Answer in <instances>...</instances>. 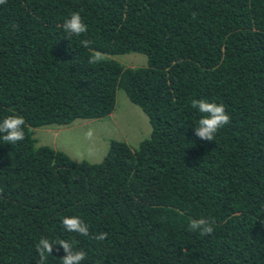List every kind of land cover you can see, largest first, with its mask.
<instances>
[{
  "label": "trees",
  "instance_id": "trees-1",
  "mask_svg": "<svg viewBox=\"0 0 264 264\" xmlns=\"http://www.w3.org/2000/svg\"><path fill=\"white\" fill-rule=\"evenodd\" d=\"M74 11L80 37L63 29ZM129 52L146 65L114 58ZM118 89L151 125L137 148L111 139L91 163L36 145L34 128L109 115ZM193 99L230 114L214 141L195 135ZM13 114L25 139H0V264H37L41 237L85 251L81 264H264V0H6L0 121ZM202 218L211 233L189 230Z\"/></svg>",
  "mask_w": 264,
  "mask_h": 264
},
{
  "label": "rangeland",
  "instance_id": "rangeland-1",
  "mask_svg": "<svg viewBox=\"0 0 264 264\" xmlns=\"http://www.w3.org/2000/svg\"><path fill=\"white\" fill-rule=\"evenodd\" d=\"M114 58L129 67L147 63L146 56L138 52L118 54ZM34 130L37 146H51L65 152L74 161L98 163L106 154L111 139L125 141L134 150L140 141L150 136L151 125L145 112L118 89L114 110L105 117L78 119L69 125H50Z\"/></svg>",
  "mask_w": 264,
  "mask_h": 264
},
{
  "label": "clouds",
  "instance_id": "clouds-1",
  "mask_svg": "<svg viewBox=\"0 0 264 264\" xmlns=\"http://www.w3.org/2000/svg\"><path fill=\"white\" fill-rule=\"evenodd\" d=\"M6 3V0H0V4ZM63 29L70 36L74 35L80 37L82 34L87 33L88 25L84 22V19L79 11L71 13L63 23ZM80 44L84 48H88L92 41L89 39H83ZM104 60V56L99 51H94L90 54L89 64L95 65ZM191 107L198 109L203 115L198 121V126L195 127V135L206 141H214L216 133L226 124L230 122V114L226 111L225 105L222 103H216L215 101H208L207 99H193L191 101ZM25 119L21 115H9L0 121V139L4 142L15 144L25 139ZM91 135V132L88 133ZM62 226L68 232H75L81 236H89L88 225L79 216H66L61 221ZM264 223V221H261ZM189 230L199 231L201 235L209 234L213 231L212 223L207 219H193L189 222ZM107 233H101L93 237L97 240H104ZM56 250L63 249L65 255L62 257V264H81L86 259L87 253L83 250H73V246L66 240H50L45 237H41L36 244V250L39 255L37 264H47L49 255Z\"/></svg>",
  "mask_w": 264,
  "mask_h": 264
}]
</instances>
